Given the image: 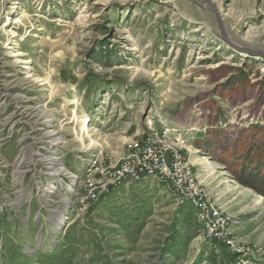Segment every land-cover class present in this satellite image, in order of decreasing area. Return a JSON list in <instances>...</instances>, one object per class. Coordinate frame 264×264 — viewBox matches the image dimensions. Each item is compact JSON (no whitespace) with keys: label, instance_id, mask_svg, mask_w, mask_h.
<instances>
[{"label":"rangeland","instance_id":"1","mask_svg":"<svg viewBox=\"0 0 264 264\" xmlns=\"http://www.w3.org/2000/svg\"><path fill=\"white\" fill-rule=\"evenodd\" d=\"M243 48L264 53V0H0V264H264V195L233 174L264 162ZM152 138L195 162L226 236L121 179Z\"/></svg>","mask_w":264,"mask_h":264},{"label":"built area","instance_id":"2","mask_svg":"<svg viewBox=\"0 0 264 264\" xmlns=\"http://www.w3.org/2000/svg\"><path fill=\"white\" fill-rule=\"evenodd\" d=\"M160 139H149L145 144H134L132 148L140 149V158L122 167V177L139 179L142 176L153 177L169 184L173 191L182 199L199 205L204 212L205 230L211 239L226 236L228 222L222 210L214 204L202 203L203 189L192 162L175 148L161 147Z\"/></svg>","mask_w":264,"mask_h":264},{"label":"trees","instance_id":"3","mask_svg":"<svg viewBox=\"0 0 264 264\" xmlns=\"http://www.w3.org/2000/svg\"><path fill=\"white\" fill-rule=\"evenodd\" d=\"M264 162L259 161L254 168L250 166H245V164L233 174L236 180L246 186L250 187L260 194L264 195Z\"/></svg>","mask_w":264,"mask_h":264},{"label":"water","instance_id":"4","mask_svg":"<svg viewBox=\"0 0 264 264\" xmlns=\"http://www.w3.org/2000/svg\"><path fill=\"white\" fill-rule=\"evenodd\" d=\"M246 52H248L251 55H259V56H263L264 57V53L258 52V51H254L252 49L249 48H243Z\"/></svg>","mask_w":264,"mask_h":264},{"label":"bare ground","instance_id":"5","mask_svg":"<svg viewBox=\"0 0 264 264\" xmlns=\"http://www.w3.org/2000/svg\"><path fill=\"white\" fill-rule=\"evenodd\" d=\"M39 114H41V112L39 113ZM87 131V128L86 127H84V132H86ZM55 164V163H54ZM193 164H195V162L193 163ZM52 166V165H51ZM56 167V166H55ZM54 167V168H55ZM57 170H59V169H57ZM60 172V171H59ZM57 174V173H56Z\"/></svg>","mask_w":264,"mask_h":264}]
</instances>
